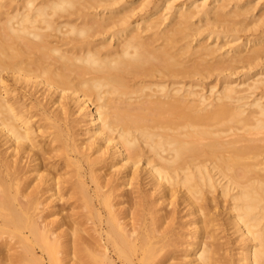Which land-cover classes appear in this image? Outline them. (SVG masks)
<instances>
[{"label": "bare ground", "instance_id": "1", "mask_svg": "<svg viewBox=\"0 0 264 264\" xmlns=\"http://www.w3.org/2000/svg\"><path fill=\"white\" fill-rule=\"evenodd\" d=\"M36 245L264 264V0H0V264Z\"/></svg>", "mask_w": 264, "mask_h": 264}, {"label": "rangeland", "instance_id": "2", "mask_svg": "<svg viewBox=\"0 0 264 264\" xmlns=\"http://www.w3.org/2000/svg\"><path fill=\"white\" fill-rule=\"evenodd\" d=\"M217 193L218 192H215V194H217ZM219 200H221L223 203H227V201L223 200L221 198V196H219ZM169 207L174 208V207H184V206L170 204ZM169 207H167V208H169ZM57 208H61V207H57ZM65 208H62V209H64L63 210L64 212L61 211L63 214L68 213L67 211H70L69 213H71L72 215L74 214V216H75V214H77V212H78V214L80 215L79 217H77L78 223H81V224L83 223L82 227L86 228V210L88 211L87 207L86 208L85 207H75V208L74 207H65ZM71 208H74V209H71ZM183 210L185 211V209H183ZM61 212L54 214V216L52 215L50 218H56L57 216L58 217L62 216ZM184 213L185 212H182V214H184ZM190 217L191 216L184 217V218H182V220L183 219H184V221L188 220V219H190ZM74 225L77 226V224H74ZM88 225H89V227H92L93 225H95V223L89 222ZM189 228H191V226H189ZM187 238L190 239L191 234H189V236L187 235ZM14 239L17 240L16 237ZM224 239L226 240V237H224ZM224 239H222V240H224ZM36 248H37L36 252H38L37 257H38L39 261L34 260L35 258L33 259V257H31V254L29 252H27L28 254H25L26 251H24V252L22 251L25 256L23 255V253L20 252L22 254L20 256H22V257L20 258V260H18V262L15 261V263L13 262L12 264H86V249L84 247H82V245H81V247L80 246L76 247L78 250H74V252H72L71 248H70V250L65 248V250H67V252L58 253V257H59L58 261H55L54 259L52 260L49 256V253L47 251L43 250L39 245H36ZM79 248L80 249L82 248L83 250L85 249V252L82 251V249L80 250ZM180 253H182V251ZM90 261H92V260H90ZM94 261H96V260H94ZM96 262L97 263H95V264L100 263L98 261H96Z\"/></svg>", "mask_w": 264, "mask_h": 264}]
</instances>
